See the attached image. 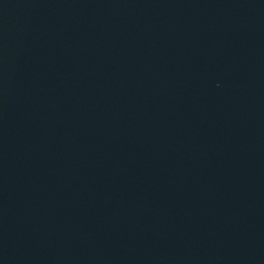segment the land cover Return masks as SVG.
<instances>
[{"label": "water", "instance_id": "obj_1", "mask_svg": "<svg viewBox=\"0 0 264 264\" xmlns=\"http://www.w3.org/2000/svg\"><path fill=\"white\" fill-rule=\"evenodd\" d=\"M0 264H264V0H0Z\"/></svg>", "mask_w": 264, "mask_h": 264}]
</instances>
